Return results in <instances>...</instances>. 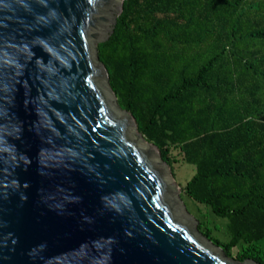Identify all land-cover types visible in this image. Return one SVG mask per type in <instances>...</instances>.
<instances>
[{
  "label": "water",
  "instance_id": "95a60500",
  "mask_svg": "<svg viewBox=\"0 0 264 264\" xmlns=\"http://www.w3.org/2000/svg\"><path fill=\"white\" fill-rule=\"evenodd\" d=\"M122 1L0 0V264H257L198 231L113 100L94 42Z\"/></svg>",
  "mask_w": 264,
  "mask_h": 264
},
{
  "label": "trees",
  "instance_id": "16d2710c",
  "mask_svg": "<svg viewBox=\"0 0 264 264\" xmlns=\"http://www.w3.org/2000/svg\"><path fill=\"white\" fill-rule=\"evenodd\" d=\"M217 1L223 5L216 0H123L113 31L97 44V53L118 105L133 115L137 130L168 165L173 145L194 166L183 189L225 220L230 240L222 248L243 239L247 246L237 257L257 259L264 250L256 248L264 237V104L253 95L258 79L264 81V54L253 43L243 45L245 51L220 46L202 65L198 60L202 43L217 48L222 35L239 42L248 36L264 39V25L244 38L234 36L239 23L231 31L221 29L223 21L218 29L203 28L214 26L220 18L215 13L233 4ZM240 2L235 0L234 13H245ZM225 50L229 55L224 57ZM205 217L197 228L204 225L208 236Z\"/></svg>",
  "mask_w": 264,
  "mask_h": 264
},
{
  "label": "rangeland",
  "instance_id": "374dc122",
  "mask_svg": "<svg viewBox=\"0 0 264 264\" xmlns=\"http://www.w3.org/2000/svg\"><path fill=\"white\" fill-rule=\"evenodd\" d=\"M216 2H217V5L219 6L223 5L222 1L216 0ZM240 3H241V8L242 9L245 8V11H244L245 13H242V14H238V12L234 13L233 9L235 7L234 5L235 0H233L232 7H227L226 5V8H220V10L215 13V15L219 16L220 18L219 20L215 18L214 26L208 23L204 25L203 28L218 29V27L221 26V24L218 22L223 21L221 29L224 28L226 30L231 31L233 28H235V24L239 23V27L236 24L237 27L235 29L237 30V33L234 36L235 37L241 36L242 38H244L243 34L249 33L251 29L257 28V27L261 28L264 25V0H241ZM254 21L255 22L260 21V22H258L257 24V23H254ZM220 39H221V42L218 43L220 45L217 46V48H215L216 47L215 43L213 45L212 43H209L208 46H207V43L205 42L202 43L203 57L200 60H198L199 65H202L206 61L207 58L212 56L215 50L219 51L218 47L220 46H223L224 48L231 47L232 50L235 49L236 47H239V48L242 47L243 48L242 50L245 51V47L243 45L249 44L250 46H252V44L254 43L253 47L255 48V50L258 49L260 51V54H264V39L258 36L257 37L248 36V37H245L244 40H241L240 42L238 40H231L230 37L224 38L223 35L220 37ZM101 41L94 42V48ZM211 41H213V39H211ZM216 53H219V52H216ZM226 55H229L228 50L227 51L225 50L223 53L224 57ZM248 56L249 54L246 55V57ZM230 65H231V62H230ZM227 69H228V65H227ZM258 83H259L258 87H256L255 94L253 96L256 102L259 101L263 105L264 104V81L261 78H259ZM244 95L245 97H247V92H244ZM112 98L115 101V103H117L115 94H114V97L112 96ZM140 135H141L140 136L141 138H144L146 140V138L141 133ZM258 140L259 138L257 139V141ZM261 148H262V144H261ZM167 154L171 160V165H168V167L166 165V168L173 182L175 183V186L177 188V198L180 204H182L181 206H183L184 211L188 215H190L192 219L196 221V226L198 225L199 220L200 219L202 220V218L206 216L205 218L208 220L207 222L209 223V225L207 224L209 228H207V232H206L208 233V236L204 234L206 231L205 230L206 228L204 225L198 227L197 228L198 231L202 233L211 242L217 241V243L221 244V245H217L212 242V244L217 245L222 250L225 256L232 258V259H240L237 257V254H240L242 251L245 250L244 248L247 246V242H245L243 239H240L235 245H233L229 249L225 250L222 248L223 244H225L226 242L230 240V232L226 228L225 220L214 215L213 213L211 214V212L203 204H200L197 201H195L183 189L185 182L194 173V166L186 164L184 162L181 151L177 146H173V145L169 146V150L167 151ZM256 244H257L256 248L264 249V237L258 240ZM260 255L262 256V258L259 257L256 259L252 255L251 257L249 255L248 258H244V259H251L257 264H264V250L260 252Z\"/></svg>",
  "mask_w": 264,
  "mask_h": 264
}]
</instances>
